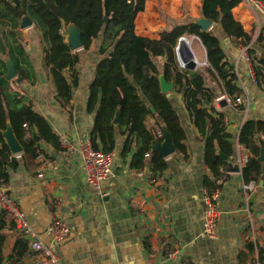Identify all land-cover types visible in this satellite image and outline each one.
I'll use <instances>...</instances> for the list:
<instances>
[{"label":"crops","instance_id":"0c3cea01","mask_svg":"<svg viewBox=\"0 0 264 264\" xmlns=\"http://www.w3.org/2000/svg\"><path fill=\"white\" fill-rule=\"evenodd\" d=\"M149 1L135 21L136 34L159 40L160 28H164L165 23L157 21L155 13L147 21L140 17L145 14ZM201 5L202 0L198 6L199 15ZM233 16L244 31L253 36L252 42L264 33V16L254 7L253 0H243L233 10ZM149 23L158 33L146 31L150 29ZM25 24L28 29H22L17 41L23 43L29 58L28 64L20 62L21 70H29V79L20 81L18 74L8 79L6 75L9 87L33 101L35 110L48 120L59 140L66 139L78 145L90 138L94 126L95 116L87 111V103L95 66L102 59L98 46L87 51L84 59L81 57V63L76 67L77 74L75 71L65 72L68 81H72L71 74L77 75L79 84L72 89L69 99L62 100L57 96L53 76L43 63L48 42L40 39L42 29L36 22ZM214 25L216 34L225 41L227 57L223 62L234 67L241 91L238 98L242 99L241 104L231 107L219 101V108L217 99L227 95L222 93L221 85L212 75L208 72L205 75L198 68L204 75L206 87L215 94L213 106L217 113L225 114L226 132L233 136V155L227 158V165L221 168L219 178H215L205 164L204 138L189 119L184 98L174 90V86L167 97L180 117L187 151L183 154L175 148L171 155L165 157L168 168L158 176L151 171L152 153L142 168L131 165L137 150L136 143L125 152L128 135L119 133L115 150L111 152L114 155L113 172L102 183L101 191L88 185L79 154L65 152L43 141H40L43 152L37 158L22 146V153L13 155L10 152V158L4 160L7 165L12 158L18 162L15 169L9 167L7 170L8 190L44 243L51 244L46 229L53 217L66 221L69 236L54 245L61 264H149V261L154 264H253L256 258L264 260V181L259 179L246 183L243 169L247 164L242 166L239 163V149L247 155L248 162L254 157L250 146L240 142V133L248 120H264V83L258 85L250 75V65L244 60L236 40L228 42L218 24ZM192 43L193 51L195 44ZM6 44L16 45L11 37L0 40V46ZM193 52L199 63L197 53ZM261 52L258 48L257 57ZM199 54L202 56V52ZM205 54L207 60L206 49ZM8 59L7 54V60L3 59L7 74ZM9 123L12 125L7 119L3 131ZM145 125L164 139L163 145L166 134H169L167 128L151 116L147 117ZM262 138L258 134L248 140L258 145ZM207 179L214 181L217 187L213 193L218 195L217 207L221 213L216 240H210L203 234L204 197L210 190L206 185ZM251 183H254L251 190L244 188ZM0 230L6 237L0 264L36 263L35 254L28 245L16 250V243L23 236L1 211Z\"/></svg>","mask_w":264,"mask_h":264},{"label":"trees","instance_id":"16d2710c","mask_svg":"<svg viewBox=\"0 0 264 264\" xmlns=\"http://www.w3.org/2000/svg\"><path fill=\"white\" fill-rule=\"evenodd\" d=\"M147 0H0V18L8 19L13 28H18L24 18L45 26L44 37L48 47L44 50L43 63L49 69L57 89L58 98L69 99L72 89L79 84V77L71 74L68 81L65 72H76L81 63V55L73 53L69 44V28L74 26L80 33L83 51L98 46L101 60L95 66L94 78L89 85L87 111L94 113V126L90 139L94 147L105 153H111L116 147L117 133L128 135L125 152L135 142L137 150L131 165L142 168L147 156L152 153L150 165L153 175L158 176L168 168V163L160 153L154 150L156 142H163L156 132L147 129L145 122L151 116L159 125L170 131L175 148L186 154L185 132L171 99L161 89V76L174 90L184 98V106L189 119L204 138V160L215 178L227 165V158L233 155V136L226 132L225 114L217 113L213 106L215 94L206 87L201 71L191 72L179 65L176 48L183 37H196L201 40L207 52L209 66L206 71L221 85V91L229 98L237 99L241 91L237 85L234 67L224 63L227 54L225 41L216 30L204 31L196 20H182L168 25L159 40L141 37L136 34L135 21L139 13L145 10ZM264 3V0H258ZM243 0H202L201 17L218 24L220 30L230 42L252 45L248 50L253 62L255 80L258 85L264 83V33L253 41L243 26L233 16V10ZM169 10L176 12L180 0H164ZM200 0H188L189 7L198 14ZM154 14L153 3L148 2L145 21ZM17 26V27H16ZM149 28H155L149 23ZM1 33L0 37L3 38ZM16 45H1L0 55L8 54L15 65L20 81L29 79V70L20 69V62L28 64L29 58L19 36L10 31ZM257 48H253V46ZM261 49L260 57L256 53ZM162 58L164 62L158 61ZM77 74V72H76ZM7 68L0 58V182L8 183V168L15 169L18 162L12 158L10 165L4 160L10 158V150L2 131L9 119L24 150L33 158L42 152L41 142L62 149L58 135L48 120L35 110L31 99L18 91L11 90L6 79ZM206 103H209L206 106ZM154 109V110H153ZM117 114L118 123H114ZM35 134L37 137H35ZM261 134L262 139L255 145L249 137ZM38 138L40 140H38ZM240 142L250 146L254 157L243 169L246 183L264 181V161H260L264 151V120H248L241 129ZM206 185L211 192L217 188L214 181L207 179ZM14 226V225H13ZM6 237L0 230V261ZM27 245L26 239L17 241L16 250Z\"/></svg>","mask_w":264,"mask_h":264},{"label":"built area","instance_id":"2783aa9c","mask_svg":"<svg viewBox=\"0 0 264 264\" xmlns=\"http://www.w3.org/2000/svg\"><path fill=\"white\" fill-rule=\"evenodd\" d=\"M254 7L264 16V3L253 0ZM185 39V37L180 40ZM179 40V42H180ZM179 46V45H178ZM178 46L176 50H178ZM252 47L239 44V49L243 53L244 60L250 65L249 73L255 80L252 58L248 50ZM177 59L180 67L184 65L179 60L178 51H176ZM258 56V52L256 53ZM256 82V80H255ZM236 103L242 102L241 98L235 100ZM60 144L65 152L77 153L80 155L83 168L86 174V180L90 187L94 190L101 191L102 183L107 180L112 172L114 165L113 153H105L94 147L91 139H85L78 145H74L66 139H61ZM239 163L245 166L248 163V157L242 149H239ZM254 183L245 186V189H252ZM205 210L203 213V234L210 240H216L217 227L220 221V211L217 207V193L210 190L205 192ZM0 211L4 217L14 225L24 239L27 241L28 247L34 252L36 257L35 264H61L59 256L54 250V245L63 242L69 236V227L66 221L59 217H53L51 224L46 229V233L51 240V244L44 243L34 231L31 222L25 211L18 205L9 193L8 186L4 182H0ZM171 257V255H169ZM149 264H154L149 261ZM253 264H264V260L256 258Z\"/></svg>","mask_w":264,"mask_h":264},{"label":"water","instance_id":"95a60500","mask_svg":"<svg viewBox=\"0 0 264 264\" xmlns=\"http://www.w3.org/2000/svg\"><path fill=\"white\" fill-rule=\"evenodd\" d=\"M26 22L31 24L32 21H30L28 18H24L22 20V24L24 27H26V24H25ZM195 22L198 25H200L204 31H208V29L211 28V26L213 24V21L207 20L203 17L201 18V22H199V21H195ZM69 30H70L69 31L70 35H68V41H69V44L72 47V49L73 48L79 49L81 47L83 48L81 36H80V33L77 30V28L72 26L69 28ZM71 32H73V33H71ZM176 51H178L179 60L184 65L185 69L190 70V71L198 70V63L194 60V55H193L192 51L189 49L187 43L185 42V39L180 40L178 50H176ZM8 61H9V64H8L9 65V71H8L7 77H8V79H13L16 76L17 72H16L15 65H14L13 61L11 59H9ZM160 81H161L162 92L167 93V96H168V93L173 88V84L167 83L164 76H161ZM221 104L226 105V102L222 101ZM118 117H119V115L117 114V117L114 121V123H116V124L119 121ZM167 130H168V128H167ZM168 132H169V134H166L167 136H166L165 143L163 145H161V142H157L156 146L154 148V150L157 151L158 153H160L163 157H168L175 150V145L173 142L172 135H171L169 130H168ZM3 136L5 138L6 144L9 148L10 152L13 155H18V154L23 152V147H22L20 141L18 140V138L16 137L14 129L10 123L8 124L7 129L5 131H3ZM259 159H260V161H264V151L263 150L261 152V157Z\"/></svg>","mask_w":264,"mask_h":264},{"label":"rangeland","instance_id":"374dc122","mask_svg":"<svg viewBox=\"0 0 264 264\" xmlns=\"http://www.w3.org/2000/svg\"><path fill=\"white\" fill-rule=\"evenodd\" d=\"M150 2L153 3V12L155 13L154 14L155 15L154 18H156L157 21H160V22H164L165 23L164 28L163 27L160 28V31H163L168 25H174L177 22L182 21V20H188V19L191 20V19H193V20H196V21L201 22V18L202 17L199 14H196L194 12V10L189 7L188 0H180L179 9L176 12H173V11L171 12L169 10V8L163 3L164 0H150ZM39 25L45 31V26L42 23L39 24ZM18 29L19 30H15V28H13L12 24L9 22L8 19H6V20L1 19L0 20V34L3 33L4 34L3 35L4 37L3 38L0 37V40L5 41V38L7 37L8 33L10 31L15 30V33L17 35H21L22 29L23 30H26L28 28L24 27L23 24L21 23V27L18 28ZM210 29L216 30V26L214 25V23L212 24L211 28H209L208 30H210ZM146 31H151L152 34L158 33L157 30H152V29L150 30L148 28L146 29ZM71 33H73V32H71ZM41 36H43V37L41 38ZM41 36H40V39H43V38L45 39L44 33L41 34ZM185 38H188L190 40V45H189V49L190 50L193 47L192 46L193 45L192 42H194L195 46H194L193 51H195V53H197L198 58H199L198 68L199 69H202L204 71V74L206 75L207 74L206 67H208V62H207V60L205 58V55L206 54H205V49H204L202 43L196 37H185ZM81 49H82V47L79 48V49L78 48L77 49L76 48H73V51H75L76 53H79L81 55V57L84 56V57H82L84 59L85 57H87V56H85V55H87V52H85V51H83V49L82 50ZM193 51H192V53H194ZM199 52L200 53L202 52V56L199 54ZM2 59H6L7 60V55L6 56H2ZM158 61L164 62L162 58L158 59ZM209 78L211 79V81H213V79H212V77L210 75H209ZM15 81H18V80L15 79ZM209 84H211V83H209ZM216 88H217V86H216ZM219 101L220 102L221 101H225L226 102V105H228L230 107L231 106H234V104L236 105L235 100L228 98V96H220L219 99H217V104H216L217 106H218ZM237 104H240V103H237ZM218 107L220 108L221 106L219 105ZM2 134H3V131H2Z\"/></svg>","mask_w":264,"mask_h":264},{"label":"bare ground","instance_id":"6f19581e","mask_svg":"<svg viewBox=\"0 0 264 264\" xmlns=\"http://www.w3.org/2000/svg\"><path fill=\"white\" fill-rule=\"evenodd\" d=\"M185 42L187 43V45H188V47H189V45H190V40H189L188 38H185ZM194 60L197 62L195 56H194ZM197 63H198V62H197Z\"/></svg>","mask_w":264,"mask_h":264}]
</instances>
